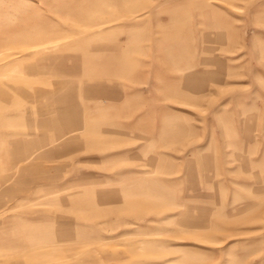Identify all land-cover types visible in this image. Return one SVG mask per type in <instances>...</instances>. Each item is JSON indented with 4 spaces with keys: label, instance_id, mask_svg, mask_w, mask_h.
<instances>
[{
    "label": "rangeland",
    "instance_id": "obj_1",
    "mask_svg": "<svg viewBox=\"0 0 264 264\" xmlns=\"http://www.w3.org/2000/svg\"><path fill=\"white\" fill-rule=\"evenodd\" d=\"M0 264H264V0H0Z\"/></svg>",
    "mask_w": 264,
    "mask_h": 264
}]
</instances>
